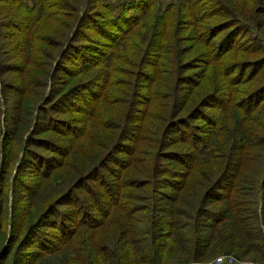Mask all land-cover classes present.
<instances>
[{"label": "trees", "instance_id": "1", "mask_svg": "<svg viewBox=\"0 0 264 264\" xmlns=\"http://www.w3.org/2000/svg\"><path fill=\"white\" fill-rule=\"evenodd\" d=\"M230 2L179 0L154 14L158 0H0V48L19 35L0 49V79L15 77L0 83V151L7 168L32 127L29 144L56 165L42 171L46 159L23 154L20 168L38 171L27 197L39 202L58 184L27 233L11 232L0 264L12 253L10 264H35L56 249L74 257L63 264L137 263L126 249L142 247L134 173L153 189L142 224L156 248L144 263L159 264L167 248L264 262V40L251 33L264 0ZM45 28L67 43L46 52ZM33 82L42 101L35 121L26 108ZM43 229L58 231L56 248L42 244Z\"/></svg>", "mask_w": 264, "mask_h": 264}, {"label": "rangeland", "instance_id": "2", "mask_svg": "<svg viewBox=\"0 0 264 264\" xmlns=\"http://www.w3.org/2000/svg\"><path fill=\"white\" fill-rule=\"evenodd\" d=\"M178 1L179 0H158L159 3L158 7L157 8L155 7L152 10L154 14L155 13L161 14L163 10H165V8L167 7V4ZM225 1L230 2L231 0H225ZM76 14L78 15L79 12H76ZM260 19L262 23H259L257 28L258 31L254 30L251 31V33L258 35L259 38L264 40V15H261ZM209 22H213V21H209ZM73 29L74 26L71 27L69 32H71ZM235 31L236 28H232L230 32H235ZM45 34H51V36H44ZM12 36L14 41H12L11 39L5 43L3 42L0 48L1 50L3 49L7 50L9 49V47H11L12 44H15L17 42L19 35L13 34ZM41 36H44L42 37L43 43H39V44H42V47L44 48V50H46V52L50 51L49 48L50 44H54V43L59 44L61 41L67 43L66 42L67 39L65 40L64 38H59L58 33H51V30L46 28L45 30H42ZM241 40H244V38L240 36L237 42H241ZM52 53L56 57L58 55L57 49H54ZM14 80L15 77L12 73H6L0 79V83L3 87H5L6 86L5 84L13 83ZM39 88L40 86L37 85L35 82H33V86L31 90L34 91L31 93L28 99V103H26V108L30 113L29 119L31 121L33 120L35 121V114L37 112L38 105H40V103L42 102L39 101L40 97L36 95V90L41 89ZM46 89L44 92V98L47 96L50 88H46ZM82 98L83 97H79V99L73 101L72 104L77 107L70 109L74 111L73 115L76 114L75 113L76 110L79 109L78 106L81 105L83 106L84 99ZM31 126H33L32 123ZM31 132H32V127H26L21 132L20 139L15 145V154H14L15 160L10 165H8L7 168L5 163L8 162L9 153L8 151L7 152L5 151V154L2 156V151H0V256H2V254L6 249L7 241L11 236V232L14 233L16 229L21 228L22 229L21 237H23L25 233H27V229L30 226V224H33L38 218V216L41 215L42 212H44L49 207V205H53L55 203L56 200L54 199H57L56 198L57 194L55 193V191L58 187V184H55L52 188L44 191L39 197V199H41L39 200V202L33 201L32 199H29L27 197L26 189L33 188L34 184L38 180L36 179L38 171L36 172V168L34 167L20 168L19 163L20 160L23 158V154L26 153V151H29L32 153L33 156L38 154L41 158L46 159L47 162L45 163L42 171L46 169V166H48L49 168L51 167V165L52 166L56 165L53 164V161H50L49 157H47L48 153L45 150L39 148L36 149L35 147H33L35 145L29 144L28 139L31 135ZM51 136H52L51 133H44L43 135H40V137H45V138H51ZM143 150H149V149L147 147H144L142 151ZM142 158H143L142 160H146L148 158V155L144 154ZM131 175L137 176L140 179L138 181V184H141L143 186L142 189L133 190L135 192L134 200L131 203V205L134 206L135 208L134 210L137 209L139 210V211L138 210L134 211V214L141 223V229L139 230V233L136 235V237L140 244L139 246L142 247L139 249V252L137 253L135 252V247L133 244L127 245L126 249L130 250L131 258H133L136 254H138L139 261L137 263L135 262V264H147L142 261L141 256L144 254V252L148 251L147 254L149 255L150 252L155 251L153 248L154 247L156 248V245L151 244V235L150 233H145L147 231V228L143 227L142 222H144V224H149V220H144V219L150 214L148 208L152 204L153 189H152V185L148 183L149 182L148 177H145L144 181H142L143 177L139 173H134ZM72 177L73 176L68 178H72ZM88 186L90 188H97L98 183L90 182ZM76 202L78 201L76 200ZM258 203L260 207L263 206L264 198L258 196ZM77 204L79 205L80 202H78ZM262 225L263 222L258 225V228H262ZM42 231L49 232L47 237L44 238L41 237L42 244L43 243L46 245L49 244L48 245L49 248L53 247L51 240L54 238V236L58 234V231H55L54 229H50L49 231L47 229H43ZM188 236L190 237V235ZM189 240L190 241L188 245L191 244L192 237H190ZM170 241H171L170 239H166V241L164 242L168 244ZM56 251L58 252L57 249ZM56 251L40 256L35 262V264H61V263L63 264V260L71 261V262L73 261L74 257L72 255H69L68 257H63V256L61 257V256H57ZM185 252L186 253H179L176 250H173L172 248L171 249L167 248L163 258L162 256L158 258L160 260L159 264H264V262H262V260L259 257H257V255L256 256L250 255L245 258H242L241 260L237 259L233 255L232 256L223 255L215 259L196 260L194 257L190 256L189 251H185ZM12 256L13 253L10 256H8L4 264H10L12 260ZM74 264H77V262H74Z\"/></svg>", "mask_w": 264, "mask_h": 264}]
</instances>
